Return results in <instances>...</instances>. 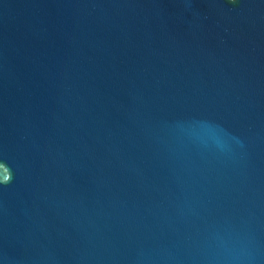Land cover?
<instances>
[{"label":"water","instance_id":"1","mask_svg":"<svg viewBox=\"0 0 264 264\" xmlns=\"http://www.w3.org/2000/svg\"><path fill=\"white\" fill-rule=\"evenodd\" d=\"M0 264H264V0H0Z\"/></svg>","mask_w":264,"mask_h":264}]
</instances>
